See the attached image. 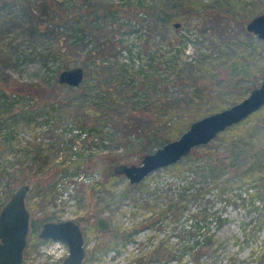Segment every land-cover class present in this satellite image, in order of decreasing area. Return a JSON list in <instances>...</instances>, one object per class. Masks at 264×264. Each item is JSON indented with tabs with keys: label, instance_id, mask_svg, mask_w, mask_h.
Returning a JSON list of instances; mask_svg holds the SVG:
<instances>
[{
	"label": "rangeland",
	"instance_id": "rangeland-1",
	"mask_svg": "<svg viewBox=\"0 0 264 264\" xmlns=\"http://www.w3.org/2000/svg\"><path fill=\"white\" fill-rule=\"evenodd\" d=\"M259 13L264 0H0V209L29 184L23 264H61L67 244L38 231L70 217L85 264H264V104L139 182L113 168L260 83ZM74 65L81 82H60Z\"/></svg>",
	"mask_w": 264,
	"mask_h": 264
},
{
	"label": "water",
	"instance_id": "water-1",
	"mask_svg": "<svg viewBox=\"0 0 264 264\" xmlns=\"http://www.w3.org/2000/svg\"><path fill=\"white\" fill-rule=\"evenodd\" d=\"M175 25H178L176 23ZM247 29L264 39V13L254 15L247 24ZM59 81L78 85L84 77L83 67L63 68L59 72ZM264 104V78L254 86L246 96L225 108L195 118L178 137L163 142L160 146L143 155L139 163L118 162L113 168L117 173H124L131 183L139 182L144 176L167 164L184 157L194 147L206 144L218 132L227 126L246 118ZM29 184H22L11 194L0 209V264H21L29 230V209L25 205ZM97 228H109L107 217L102 214L96 218ZM38 236L45 239L63 240L69 246L70 253L64 264H79L83 258V234L80 225L73 219L46 220L41 224Z\"/></svg>",
	"mask_w": 264,
	"mask_h": 264
},
{
	"label": "flooded vegetation",
	"instance_id": "flooded-vegetation-1",
	"mask_svg": "<svg viewBox=\"0 0 264 264\" xmlns=\"http://www.w3.org/2000/svg\"><path fill=\"white\" fill-rule=\"evenodd\" d=\"M99 216V215H98ZM97 216V217H98ZM96 217V218H97ZM72 218V217H71ZM96 218H95V223H96ZM60 219H68V218H60ZM59 219V220H60ZM74 219V218H73ZM108 219V218H107ZM53 220V219H52ZM75 220V219H74ZM76 221V220H75ZM77 222V221H76ZM43 223V222H42ZM41 223V224H42ZM78 224H79V222H77ZM80 225V228H81V233L83 234V230H82V227H81V224H79ZM42 226V225H41ZM96 227H97V223H96ZM40 229H41V227H40ZM39 229V230H40ZM100 230V229H99ZM38 233H39V231H38ZM63 241V240H62ZM65 242V241H64ZM66 243V242H65ZM82 245L84 246L83 247V258H82V260H81V262L79 263V264H85L86 263V261L88 260L87 258H88V255H87V247H86V245L84 244V234H83V243H82ZM49 252H51V250L49 251ZM40 253H42V252H40ZM40 253L38 254V255H40ZM70 253V250H69V246H68V249L66 250V252L64 251V253H63V255L61 256L62 257V260H61V264H64V261H65V259H66V257H68V254ZM43 255H44V257H45V259H50V262L49 263H51V261H52V259L54 258L53 257V254H52V252L51 253H45V252H43L42 253ZM38 255H37V258H38ZM25 253H23L22 254V263L21 264H23L24 263V261H25ZM43 257V256H42ZM39 259V258H38ZM44 259V260H45ZM42 262H43V260L42 259H40ZM43 264H48V262L47 261H44L43 262Z\"/></svg>",
	"mask_w": 264,
	"mask_h": 264
},
{
	"label": "trees",
	"instance_id": "trees-1",
	"mask_svg": "<svg viewBox=\"0 0 264 264\" xmlns=\"http://www.w3.org/2000/svg\"><path fill=\"white\" fill-rule=\"evenodd\" d=\"M154 140H155V142H156V144L155 145H157V147L158 146H160L161 144H163V142H165L164 141V139H168L167 137H163V136H161V135H158V134H154ZM163 137V138H162ZM144 146V148L143 149H145V153H147V152H151V147L150 146H147V145H143ZM144 153V154H145ZM143 154V155H144ZM187 154H189V152L187 153ZM217 163H220V164H223V162H222V160H221V158L219 159V161L217 162ZM172 164H174V163H172ZM212 164H210V163H207V166H211ZM115 172V171H114ZM114 172H112V174H114ZM188 229L189 230H194L195 231V234L197 233V231H198V229H197V225L196 224H192V223H189V226H188Z\"/></svg>",
	"mask_w": 264,
	"mask_h": 264
},
{
	"label": "built area",
	"instance_id": "built-area-1",
	"mask_svg": "<svg viewBox=\"0 0 264 264\" xmlns=\"http://www.w3.org/2000/svg\"><path fill=\"white\" fill-rule=\"evenodd\" d=\"M79 133H80V134H83V132H82L81 130H79ZM90 177H91L90 175H86V176L84 175V176H83V178H85V179H86V178L89 179ZM64 192H65L66 195L68 194L67 190H65Z\"/></svg>",
	"mask_w": 264,
	"mask_h": 264
}]
</instances>
